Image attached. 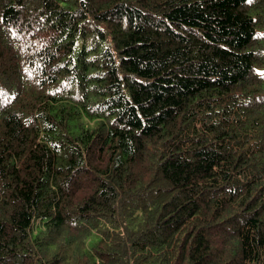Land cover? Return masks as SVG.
<instances>
[{"label": "trees", "instance_id": "obj_1", "mask_svg": "<svg viewBox=\"0 0 264 264\" xmlns=\"http://www.w3.org/2000/svg\"><path fill=\"white\" fill-rule=\"evenodd\" d=\"M0 264H264V0H0Z\"/></svg>", "mask_w": 264, "mask_h": 264}]
</instances>
